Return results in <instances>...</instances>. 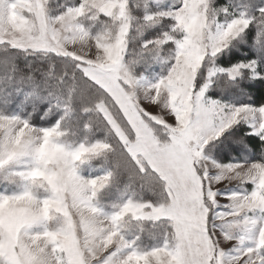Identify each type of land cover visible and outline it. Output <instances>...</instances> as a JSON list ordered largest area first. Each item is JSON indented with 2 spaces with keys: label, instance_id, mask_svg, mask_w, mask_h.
<instances>
[{
  "label": "snow or ice",
  "instance_id": "obj_1",
  "mask_svg": "<svg viewBox=\"0 0 264 264\" xmlns=\"http://www.w3.org/2000/svg\"><path fill=\"white\" fill-rule=\"evenodd\" d=\"M0 264H264V0H0Z\"/></svg>",
  "mask_w": 264,
  "mask_h": 264
}]
</instances>
